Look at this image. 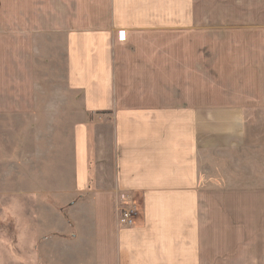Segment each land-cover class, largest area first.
<instances>
[{
  "label": "crops",
  "instance_id": "1",
  "mask_svg": "<svg viewBox=\"0 0 264 264\" xmlns=\"http://www.w3.org/2000/svg\"><path fill=\"white\" fill-rule=\"evenodd\" d=\"M47 56L80 121L50 264H264V189L245 172L264 169V113L246 111L264 105V0H0V117Z\"/></svg>",
  "mask_w": 264,
  "mask_h": 264
},
{
  "label": "rangeland",
  "instance_id": "2",
  "mask_svg": "<svg viewBox=\"0 0 264 264\" xmlns=\"http://www.w3.org/2000/svg\"><path fill=\"white\" fill-rule=\"evenodd\" d=\"M232 10L229 6L228 15ZM58 42L52 40L51 48ZM43 61L50 60L41 57L36 66L33 95L23 96L21 89L19 116L0 117V264H50L47 240L59 235L61 223L70 224L63 207L70 201L65 198L72 186L73 127L80 121L74 117L75 95L61 87L59 60L52 57L51 67ZM246 111L264 113V105L249 104ZM256 122L263 127L253 130L249 141L262 147L264 118ZM248 170L264 189V169ZM248 179L244 184L253 186ZM53 251L58 256L59 250Z\"/></svg>",
  "mask_w": 264,
  "mask_h": 264
},
{
  "label": "built area",
  "instance_id": "3",
  "mask_svg": "<svg viewBox=\"0 0 264 264\" xmlns=\"http://www.w3.org/2000/svg\"><path fill=\"white\" fill-rule=\"evenodd\" d=\"M118 34L120 39H124L123 31H119ZM119 199L120 201L116 204L115 208L118 217L125 225L130 226L134 223L135 207L129 202L126 195L120 194Z\"/></svg>",
  "mask_w": 264,
  "mask_h": 264
}]
</instances>
